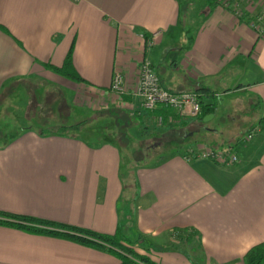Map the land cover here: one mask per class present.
<instances>
[{
  "label": "crops",
  "instance_id": "0c3cea01",
  "mask_svg": "<svg viewBox=\"0 0 264 264\" xmlns=\"http://www.w3.org/2000/svg\"><path fill=\"white\" fill-rule=\"evenodd\" d=\"M188 2L0 0V100L26 81L34 82L27 90L35 94L42 81L49 86L43 91L54 88L47 95L66 105V119L72 111L83 118L56 130L26 126L36 113L45 121L38 105L14 129L4 124L1 212L106 234L119 230L159 264H246L245 253L264 242V36L219 4ZM69 49L81 81L53 69ZM144 59L164 87L195 91L211 106L195 118L161 105L141 109L133 93ZM115 71L128 89L122 107L110 91ZM15 106L26 111L30 103ZM112 108L118 116L106 113ZM94 116H109L116 126L136 121L139 141L170 137L125 163L124 147L80 135ZM255 128L251 140L240 142ZM199 145L232 146L238 160L187 161L186 149ZM153 153L160 154L149 162ZM119 263L104 249L0 224V264Z\"/></svg>",
  "mask_w": 264,
  "mask_h": 264
},
{
  "label": "built area",
  "instance_id": "2783aa9c",
  "mask_svg": "<svg viewBox=\"0 0 264 264\" xmlns=\"http://www.w3.org/2000/svg\"><path fill=\"white\" fill-rule=\"evenodd\" d=\"M220 6L229 10L235 18L244 20L259 37L264 36V0H216ZM154 33V37L157 36ZM112 95L117 99L116 104L125 106L124 96L128 93L123 74L115 71L110 86ZM134 96L139 100L143 110H153L161 105L172 109L181 118H195L201 113V98L195 91L174 92L164 87L160 78L148 60L140 63L134 88ZM258 128L247 133L240 142L252 139ZM184 158L207 159L220 165H230L238 160V155L231 147H214L199 145L186 149Z\"/></svg>",
  "mask_w": 264,
  "mask_h": 264
},
{
  "label": "rangeland",
  "instance_id": "374dc122",
  "mask_svg": "<svg viewBox=\"0 0 264 264\" xmlns=\"http://www.w3.org/2000/svg\"><path fill=\"white\" fill-rule=\"evenodd\" d=\"M188 1H190V3L188 2L189 6L191 5V3L195 2L196 6L198 7H200L204 2V0H188ZM180 2L184 3L185 0H180ZM195 4L192 7H195ZM26 82L24 86H20V88L15 92L14 95L10 94L8 98L0 100V107L7 103L14 104L12 107L13 110L7 112L2 110L0 111V129L4 128L3 126L6 122H7L6 124H12V126L10 125L9 127L14 129L15 128L14 126H16L17 124L16 120H18L19 117L20 118L23 117L24 114L30 113V115L33 116V112L30 111V109L31 108L36 109L34 106H38V105L40 106L38 114H42L40 116H42V118L44 117L45 121L42 122L36 113V118L34 117L32 118V120L26 121V126H30L36 129L37 128L40 129L41 127L42 128L44 127L50 130H56L57 128H59L58 125L64 122L72 123L79 119H83V118H79L78 116L79 114L77 111H72L67 116V119L65 118L66 110L63 109L62 107H65L66 105L64 104L62 106V103H60L58 97H55L53 93L52 94L49 93V95H47V93L51 92L52 91L51 89L54 88H50V90L44 92L43 90H45L49 86L47 84L42 83V81H39V82H35L37 92L34 94V92L31 91V94H29L27 88L30 89L29 87L34 86L33 84L34 82L33 81H29V83ZM17 103L19 104L30 103V107H28L26 111H23V109L21 111H16L14 107H16L15 105ZM25 119H30V118L26 117ZM123 120L125 119L123 118ZM84 122H86L84 125L80 124L81 126L80 127L78 126L80 129L79 130L80 135L82 137L86 139H90L97 143L108 141L111 143H115L118 146L124 147L123 151H124V159H126L125 163L127 161L128 163L131 162L130 164H134V162L138 161L142 156V152L143 153L147 152L146 151L147 147H149L151 143L161 142L160 144L162 147L163 146L162 142L165 140V138L170 137L168 136V133L166 134V136L160 133H156L155 136H151V137L145 136L144 137L145 139H143V141H139L138 137L142 134H139L137 131L139 129V126H137L136 121L131 122V124L129 123L130 125L127 127L123 125L125 127L124 128L121 125L116 126L113 119L109 116H101V117L94 116L93 118L90 119L87 118V120H85ZM120 128H123V130ZM144 135H146V133ZM137 148L141 150L138 151ZM155 153H153L154 158L149 159L148 160L149 162L150 161L152 162L155 159V157L160 154V153L158 154ZM125 155H127V158H125Z\"/></svg>",
  "mask_w": 264,
  "mask_h": 264
},
{
  "label": "trees",
  "instance_id": "16d2710c",
  "mask_svg": "<svg viewBox=\"0 0 264 264\" xmlns=\"http://www.w3.org/2000/svg\"><path fill=\"white\" fill-rule=\"evenodd\" d=\"M218 4L219 3L216 0H208L207 5L211 9L213 6ZM53 69L64 77H68L75 81L82 80L73 66L71 49H69L63 64L60 67L53 66ZM210 106L211 105L203 104V102H201V109H206ZM118 111L119 110L112 108L108 109L106 113L116 117L118 116ZM101 113H103V111ZM77 126L78 124L72 127ZM0 216L3 217V220H0V224H10L16 228L34 233L65 237L81 244L112 252L120 259L119 264H159L149 255L137 252L134 249L135 240L125 238L119 230L113 234H106L87 228L43 221L33 217L17 215L8 212L0 211ZM48 227H53L54 230ZM243 259L246 264H264V242L251 247L245 253Z\"/></svg>",
  "mask_w": 264,
  "mask_h": 264
}]
</instances>
